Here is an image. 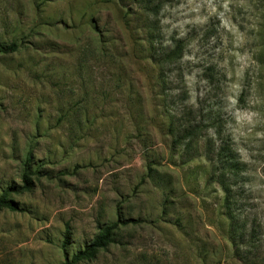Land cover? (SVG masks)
Segmentation results:
<instances>
[{
  "label": "rangeland",
  "instance_id": "obj_1",
  "mask_svg": "<svg viewBox=\"0 0 264 264\" xmlns=\"http://www.w3.org/2000/svg\"><path fill=\"white\" fill-rule=\"evenodd\" d=\"M151 24L157 48L187 43L166 83ZM13 44L0 55V196L24 171L35 187L11 196L23 212L0 211V264H72L118 220L134 223L80 264H245L209 183L208 119L245 166L239 208L264 261V0H0V47ZM192 106L205 132L188 151L170 128Z\"/></svg>",
  "mask_w": 264,
  "mask_h": 264
},
{
  "label": "trees",
  "instance_id": "obj_2",
  "mask_svg": "<svg viewBox=\"0 0 264 264\" xmlns=\"http://www.w3.org/2000/svg\"><path fill=\"white\" fill-rule=\"evenodd\" d=\"M146 13L148 16H151L152 11L148 8ZM149 38L155 48L154 61L160 68L162 78L166 83L165 78L168 72L167 70L169 67L173 66L174 63L176 65V63H180L183 60L187 43L184 40H179L167 49L157 48L160 35L157 32L156 26L153 24L149 27ZM18 50L19 46L14 44L8 47H0V55H11L18 52ZM195 111L196 106L187 107L184 112L188 116V120L186 119L185 122H182L179 127L174 124L170 128V132L175 140V145L184 147L188 151L195 149L200 144V141L203 139V132H205L204 122L191 119ZM207 122L209 124L208 127L210 126V128L213 129V135L209 140L205 141L204 147V156L210 163L212 169L209 183L219 186L224 194L225 217H227L236 228L233 238L236 254L240 256L245 264H264L263 258L259 253H256L255 257H252L251 251L248 250L249 248L251 249L252 246L255 247L257 251L260 250V239L262 238L260 235L261 227L249 224L251 219L246 217L239 208L243 194H245L241 191V188H238L240 184L246 182V177L244 176L245 166L241 162L233 141L229 136L227 137L223 134L219 124H215L213 119H208ZM34 176V173L24 171L22 187L8 190L0 196V211L8 210L14 213L23 212L18 203L11 199V196L13 194L20 195L31 193L35 187ZM129 222L134 223L130 220H118L117 223L106 226L90 245L86 246L82 252L73 256L71 263L80 264L96 259V256H98L101 251L106 250L113 244L115 232L118 231L121 226H128ZM237 232H239V234H236ZM68 239L69 237H67V240Z\"/></svg>",
  "mask_w": 264,
  "mask_h": 264
}]
</instances>
